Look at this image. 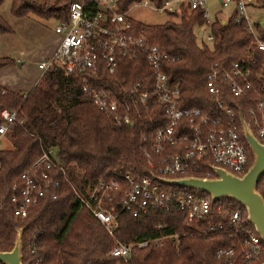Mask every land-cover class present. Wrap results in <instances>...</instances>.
Returning <instances> with one entry per match:
<instances>
[{
  "label": "trees",
  "instance_id": "16d2710c",
  "mask_svg": "<svg viewBox=\"0 0 264 264\" xmlns=\"http://www.w3.org/2000/svg\"><path fill=\"white\" fill-rule=\"evenodd\" d=\"M4 1L0 0V6ZM141 1L118 0V7L124 12ZM149 1L156 7L164 2ZM256 2L264 15V0ZM10 3L13 16L24 18L33 14L44 20L58 21L66 18L69 0H10ZM204 21L202 8L182 7L179 22L166 20L160 24H143L134 20L132 24L152 43L178 57L166 66L165 72L170 83L180 91V106H195L215 113L205 77L216 62L228 66L244 59L253 51V35L244 20L237 21V13L232 9L227 19H222L220 14L212 17L208 28L213 39L208 46L197 41ZM252 25L256 36L264 40V23ZM11 32L12 28L0 15V34ZM257 54L261 58L263 53ZM15 63L10 57L0 56V68ZM120 66L116 78L100 73L98 79L102 81V89L117 88L119 80L132 85L151 75L144 57L134 61L122 59ZM219 89L225 104L247 119L246 110L255 101L254 90H246L242 96L235 97L224 80H220ZM2 109L17 113L16 121L8 126L4 135L11 147L0 149V251L12 248L16 228L23 227V264H223L215 258V249L220 240L232 233L227 225L206 235L182 236L176 244L168 239L160 247L134 248L129 262L124 263L107 254L115 241L127 244L155 236L157 224L166 225L167 232L173 228L181 231L180 226L185 221L183 212L176 208L169 211L151 208L137 217L121 212L118 227L111 237L98 220L81 207L77 193L91 189L99 176L110 178L116 171L129 173L135 179L148 175L150 170L144 150L147 146L141 139L148 119L143 117L129 124H116L113 116L97 110L81 91L78 81L61 69L45 72L28 91H11L0 85V111ZM2 122L0 116V124ZM152 126L146 132L148 136L159 126L156 119ZM244 144L251 163L252 153L245 141ZM47 149H54L66 179L62 178L61 171H56L59 185L32 205L24 217L15 216L11 201L13 187H22L21 173ZM208 170L210 162H202L201 171L195 175L204 177ZM263 179L261 176L258 180L259 191ZM186 190L201 193L190 188ZM221 201L240 208L245 215V209L238 202L229 198ZM216 221L224 219L217 216ZM248 225L253 229L250 223ZM263 260L264 256L255 264Z\"/></svg>",
  "mask_w": 264,
  "mask_h": 264
},
{
  "label": "built area",
  "instance_id": "2783aa9c",
  "mask_svg": "<svg viewBox=\"0 0 264 264\" xmlns=\"http://www.w3.org/2000/svg\"><path fill=\"white\" fill-rule=\"evenodd\" d=\"M207 1L164 0L160 7L149 0L134 4L149 6L159 15L174 18L181 15L182 7L202 8L205 21L198 32L200 36L207 33L206 40L212 41L208 28L212 17ZM252 1L218 0L220 7L233 6L238 22H246L253 35V51L228 66L216 62L210 67L205 84L214 101L215 113L195 106H180V91L170 83L165 72L166 66L178 57L137 32L132 24L134 20L127 16L128 10H119L118 0H69L66 18L56 21L54 32L59 36V42L53 54L38 63L40 77L45 72L61 69L78 81L81 91L97 110L111 114L118 125L143 117L149 120L141 132V139L147 146L144 150L150 170L148 175L135 179L129 173L116 171L110 178L99 176L91 189L77 193L81 207L87 209L111 237L118 227L121 212H130L137 217L151 208L165 211L176 208L184 214L181 231L173 228L167 232L166 225L157 224L154 227L157 235L127 244L115 241L107 252L109 256L127 263L134 248L160 247L168 239L176 244L182 236L206 235L223 229L224 225L232 233L217 243V260L223 264H255L264 256V243L254 227L248 225L246 211L244 215L240 208L221 199L213 201L208 194L186 190L188 187L167 185L181 188H162L163 183L155 178L196 176L205 161L210 162L205 178L216 176L211 169L213 166L237 176L250 166L239 120L241 112L235 113L221 98L220 80L228 83L235 97L242 96L246 90H254L255 101L246 110L247 119L241 114L249 131L264 144V40L256 36L247 16V7ZM257 52L263 53L261 58ZM141 57L151 68L150 77L132 85L119 80L115 89L101 88L102 81L98 79L101 72L116 78L121 68L120 60L134 61ZM16 113L7 109L0 111L3 119L0 141L8 126L16 121ZM154 119L159 126L148 136L146 132L153 127ZM56 171H61L62 178L66 179L54 149H47L21 173L23 185L20 188L14 186L11 196L15 216L24 217L32 205L59 185ZM257 191L264 197V179L261 191ZM217 216L224 221H216Z\"/></svg>",
  "mask_w": 264,
  "mask_h": 264
},
{
  "label": "water",
  "instance_id": "95a60500",
  "mask_svg": "<svg viewBox=\"0 0 264 264\" xmlns=\"http://www.w3.org/2000/svg\"><path fill=\"white\" fill-rule=\"evenodd\" d=\"M242 133L252 153V162L245 173L237 176L220 167L213 166L214 178L184 176L179 178L155 177L165 185L188 187L207 193L213 201L229 198L238 202L246 211L247 219L264 243V197L257 191L259 178L264 174V144L249 131L239 113ZM23 227H17L13 246L0 251L2 264H23L22 262ZM264 264V260L260 263Z\"/></svg>",
  "mask_w": 264,
  "mask_h": 264
},
{
  "label": "rangeland",
  "instance_id": "374dc122",
  "mask_svg": "<svg viewBox=\"0 0 264 264\" xmlns=\"http://www.w3.org/2000/svg\"><path fill=\"white\" fill-rule=\"evenodd\" d=\"M207 6L211 17L214 16L213 14H220L222 19H227L233 8L232 5L220 7L218 0H208ZM10 7V0H5L0 6V15L12 28L11 33L0 34V53L6 54L12 59H16V56L20 54L21 57L18 62H23V67L30 66V62H32V64L34 61L35 63L37 62L36 57L38 54H41L42 47L48 36L55 33L54 26L56 21L54 19L44 20L33 14H29L24 18H19L12 15ZM127 16L143 24H160L166 20H173L175 22L180 21V16L174 18L168 15H159V13L152 10L149 6L142 4L131 5L127 11ZM247 16L252 24L264 23L263 11L256 0H253L247 7ZM206 35L207 33H205L204 36L198 35L197 41L211 46L212 42L206 40ZM18 62H16V68L19 66L17 64ZM21 72H24V68L21 69ZM4 139L8 140L6 136L1 139L0 149L8 146Z\"/></svg>",
  "mask_w": 264,
  "mask_h": 264
},
{
  "label": "crops",
  "instance_id": "0c3cea01",
  "mask_svg": "<svg viewBox=\"0 0 264 264\" xmlns=\"http://www.w3.org/2000/svg\"><path fill=\"white\" fill-rule=\"evenodd\" d=\"M58 42H59V36L56 33H52V35H49L47 40L45 41V44L42 47L43 49L41 54H38V56L36 57L37 62L35 63L34 61L33 64L32 62H30V66L23 67L24 63L21 61L18 62V60H20L19 58L21 57V55L18 54L16 56V59L13 58L15 62H18L17 64L19 66L17 68H16V63L14 65H9L0 68V85L4 89L11 91L30 90L36 84V82L38 81L41 75V72L37 66L38 63L50 57L53 54ZM0 56L9 57L6 54H1V53ZM22 68H24V72H21ZM3 138L4 137H2V139ZM4 141L6 142V144H8L6 148L11 147L9 140L4 139Z\"/></svg>",
  "mask_w": 264,
  "mask_h": 264
}]
</instances>
